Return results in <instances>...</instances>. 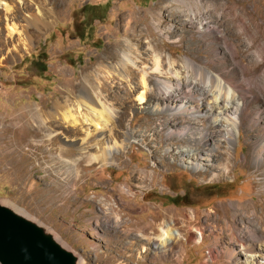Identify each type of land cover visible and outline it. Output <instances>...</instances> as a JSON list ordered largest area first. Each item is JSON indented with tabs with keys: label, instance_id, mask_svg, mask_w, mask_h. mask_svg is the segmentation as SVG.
I'll use <instances>...</instances> for the list:
<instances>
[{
	"label": "rangeland",
	"instance_id": "obj_1",
	"mask_svg": "<svg viewBox=\"0 0 264 264\" xmlns=\"http://www.w3.org/2000/svg\"><path fill=\"white\" fill-rule=\"evenodd\" d=\"M207 1L241 4L236 9L213 11L200 6ZM2 3L17 8L14 19L20 32L10 43L5 18L11 13H6L0 6V203L49 229L80 258V264H179L181 259L182 264H264V256H252L250 263V255L236 246L242 235L254 238L253 229L262 233L257 217L261 213L264 216V172L254 165L252 158L245 159L253 157L248 143L253 142L258 127H242L239 136L234 130L236 136L231 147L222 142L212 145L217 153L211 158L212 162H202L198 171H194L191 163L196 162L195 159H177L171 154L178 147V150L189 148H180L181 143L174 135L170 139L166 136L167 126L162 125L165 116L148 112L145 104L137 102V94L130 93L127 97L125 93L138 85L142 76L146 77L150 87L154 86L155 75L151 73V67L157 55L161 56L165 70L171 57L180 74L184 70L183 59L188 56L208 62L211 70H231L230 60L221 52L224 44L208 34L200 36L199 21L196 20L193 28L185 23L191 15L204 13L223 16V23L228 24L230 30L244 33L238 39L232 38L239 40L237 43L241 47L235 60L250 65L255 60H263L257 74L253 71L258 80L264 72V59L260 53L264 49V32L257 37L249 36L254 31L252 26L244 27L246 29L241 25L234 27L230 20L232 15L239 14L244 25L251 16H256L257 22L261 23L264 19L258 18L264 15V0H21L20 3L5 0ZM159 5L162 9L157 8ZM37 12L41 18H46L47 26L38 23L35 27H25V16ZM157 20L165 24L159 27ZM261 24L264 31V22ZM23 29L30 38L29 50L12 58V44H18L19 36L25 38ZM146 31L152 36L145 34ZM137 35L138 42H132L134 53L131 55L136 61L137 75L127 84V90L122 89L124 80L118 78L114 70L120 58L108 64L109 71H114L108 80L113 87L108 103L118 115L111 126L113 134L109 144H113V140L125 141L126 146L123 151H114L111 164L82 168V176L74 187L76 194L66 190L62 194L61 188H66L63 181L69 175L63 161L55 158L56 150L33 154L30 134L18 129V124L12 127L16 133L4 132V128L11 118L21 113L26 112L31 117L35 108L44 107V111L57 99L63 101L66 95L62 92L68 85H79L78 91L81 75L87 68L96 67L111 48ZM159 43L164 44L161 49L149 48ZM255 94L264 102V82ZM238 102L235 100L236 105ZM31 124L37 127L35 121ZM37 130L33 135L43 136L41 130ZM127 131L134 133L130 136ZM67 139L60 137L58 141L66 147ZM166 149H169V155ZM90 151L95 153V147ZM228 162L230 170L225 174L222 169ZM85 165L83 162L82 166ZM137 171L147 172L146 181L139 178ZM127 187L132 193L127 192ZM56 189L60 194L54 193ZM68 193L72 198L66 206L71 208H61L62 198H67ZM100 200H106L125 220L140 226L152 218L161 219L165 212L177 215L186 212L195 217L192 232L200 226L207 239L200 244L184 242V254L176 249L174 255L167 252L160 259L148 255L141 260L142 245L129 247L125 243L126 239L134 238L141 230L140 226H128L132 230L130 233L106 228ZM258 201L262 204L260 214L251 209ZM210 231L214 237L209 238ZM148 248L149 254H154V250Z\"/></svg>",
	"mask_w": 264,
	"mask_h": 264
},
{
	"label": "bare ground",
	"instance_id": "obj_2",
	"mask_svg": "<svg viewBox=\"0 0 264 264\" xmlns=\"http://www.w3.org/2000/svg\"><path fill=\"white\" fill-rule=\"evenodd\" d=\"M2 1L5 0H0V6L5 8L6 13H11L5 19L8 21L6 28L10 43H13L14 35L20 32L14 19V12L17 11V8H10L11 6L9 7L8 4L2 3ZM15 1L20 3L21 0ZM199 2L198 4H200ZM240 4L239 2L207 1L203 5L201 3L200 6L217 11L223 8L236 9ZM157 8L162 9L160 5ZM260 17L264 19V15L258 18L262 20ZM223 19L224 17L220 15L204 13L195 17L191 15L185 23L190 28H193L196 20L199 21L201 29H198V32L200 36L208 34L224 44L225 47L221 52L225 58L230 60L231 70H211L208 62H199L196 58L188 56L183 59L184 70L180 74L176 70L175 61L171 57L168 58V69L165 70L161 65V56L157 55L154 56V64L151 67V73L155 75L154 86L150 87L146 77L142 76L139 84L134 85L131 91H128L130 89L127 90V84L137 75L136 61L131 55L134 53L132 42L134 40L138 42L135 38L138 35L132 36L131 40H126L120 46L111 48L107 55L100 58L96 67L91 66L82 73L81 88L78 91L79 85H68L62 92L66 95L63 101H59L60 98L57 99L48 110L43 111L42 108L44 109V107L35 108L33 117L31 116L33 119L26 112L15 116L13 119L11 118L8 125L4 128V132L12 131L16 133L17 130L13 129V126L18 124V129L24 130L31 135V147L35 150L33 154L36 151L43 154L48 152V150H56L55 152L58 155L56 153L57 157L55 158L63 161L64 168L69 175L63 181V185L66 188H61L62 194L65 193V190L71 194H76L74 187H76L78 180L82 176V168L84 169L94 164L101 166L111 164L115 157V155L112 156L113 153L117 150L123 151L126 146L125 141L120 143L113 139L114 143L109 144L113 134L111 126L118 115L117 111L113 110L108 103L109 97H112L111 90L113 88L108 80L114 75V71L112 73L109 71L110 66L108 64L109 61L120 58V62L117 67L115 66L114 70L118 78L121 77L124 80L122 82L124 88L122 89L127 90V92L125 91L126 96L129 97L130 93L137 94V102L140 105L145 104L148 107L146 109L148 112L165 116L162 125L167 126L166 136L170 139V136L174 135V137H177L178 143H181L180 148L184 146L189 148L187 150H178L179 147L174 149L171 154H175L177 159H187L188 161H191V158L195 159L196 162L191 163L195 171L202 166V162H212L211 158L217 154L213 151L212 145H219L222 142L225 143V146L231 147L236 136L234 130H237V135L239 136L240 128L254 125L258 127V132L256 131L257 134L254 136L253 142L248 143L249 147H252L250 154H253V157H246L245 159L252 158L254 165L260 167L264 172V102L255 94V90L259 89V85L264 82V72L256 80V70L261 67V61L263 60H255L251 65L245 61L235 60L241 48L237 43L239 41L237 39L244 33L230 30L228 24L223 23ZM225 20L227 19L225 18ZM241 20L242 18L239 14H234L230 21L234 27L241 25L243 29H246L244 27L252 26L254 31L251 32V30L249 36L257 37L258 34L264 32L261 24L264 20L258 23L257 17L251 16L248 24L245 25ZM24 22L25 27H35L38 23L47 26L46 24L48 23L46 18H41L38 12L27 14ZM156 22L159 27L165 24L160 20ZM139 32L142 35V31L139 30ZM23 33H25V35L23 34L25 38L19 36L18 44H12V52L10 53L12 58L16 54L20 56L22 52L26 53L29 50L30 38L26 30L23 29ZM149 33L146 31L145 34L152 36ZM234 37L237 39L232 40ZM162 45L164 44L150 45L149 48L154 47L157 50L161 49ZM246 45L248 46L249 44ZM260 53L262 54V59H264V49ZM182 75H184L183 78H181ZM235 100L239 101V105L238 103L236 105ZM32 120L36 122L37 127L32 126ZM203 122H205V125H203ZM37 128L43 133V136L39 138L33 135V133H37ZM127 133L131 136L134 132L127 131ZM60 137L68 138L66 142L69 144L66 147L58 141ZM93 146L95 147V153L90 151ZM166 151V154L169 155V149H166ZM50 156L53 157L52 155ZM83 162L84 164L86 163L85 166H82ZM228 170H230L229 162L223 166L222 171L227 174ZM137 174L143 181L148 178L147 172L137 171ZM126 190L128 193H132L130 187H127ZM56 192L58 193L59 191L56 189L54 193L56 194ZM67 195V198H62L64 201L60 205L61 208H71L66 206L67 201L71 197L69 193ZM94 200L96 199L94 198ZM260 202H254L252 204L254 207L251 206V209L254 208V211H257L258 214H260L259 211L262 209L260 208L262 205ZM99 204L106 228L130 233L132 230L128 229V226L129 228H138L140 226L136 222L125 220L119 210L108 204L106 200H100ZM261 214L257 217V220L261 225L262 233L258 234L253 229L254 238L242 235L236 244L243 252L250 255V263L252 256L254 257L257 254L264 256V216ZM162 215L161 219L152 218L150 222L143 223L139 227L141 230L135 233L134 238L124 239L129 247L142 245L140 255L143 256H141V260H144L148 255L153 259H160L161 256H166L167 252L174 255L176 254V249L184 254L186 252L184 249L185 243L200 244L206 238L200 226L194 228V232H192V224L195 222V217L192 215H188L186 212H183V215L171 212H165ZM108 223L112 224L108 225ZM165 231L169 232V238L161 242L157 237L161 236L162 232ZM210 237H214L212 231H210ZM148 247L154 250V254H149L150 249ZM176 259L178 258L176 257ZM183 262L182 259L179 260V264Z\"/></svg>",
	"mask_w": 264,
	"mask_h": 264
},
{
	"label": "water",
	"instance_id": "obj_3",
	"mask_svg": "<svg viewBox=\"0 0 264 264\" xmlns=\"http://www.w3.org/2000/svg\"><path fill=\"white\" fill-rule=\"evenodd\" d=\"M0 264H80L49 229L0 203Z\"/></svg>",
	"mask_w": 264,
	"mask_h": 264
},
{
	"label": "clouds",
	"instance_id": "obj_4",
	"mask_svg": "<svg viewBox=\"0 0 264 264\" xmlns=\"http://www.w3.org/2000/svg\"><path fill=\"white\" fill-rule=\"evenodd\" d=\"M167 238H169V232H167V231L162 232V235L157 237V239H159L161 242H163Z\"/></svg>",
	"mask_w": 264,
	"mask_h": 264
}]
</instances>
